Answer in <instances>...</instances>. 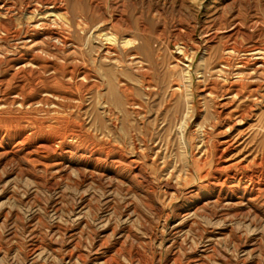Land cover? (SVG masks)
<instances>
[{
	"label": "rangeland",
	"instance_id": "rangeland-1",
	"mask_svg": "<svg viewBox=\"0 0 264 264\" xmlns=\"http://www.w3.org/2000/svg\"><path fill=\"white\" fill-rule=\"evenodd\" d=\"M0 11V264H264V52L221 69L217 49L236 23L244 44H264V0H0ZM221 100L233 116L216 115Z\"/></svg>",
	"mask_w": 264,
	"mask_h": 264
},
{
	"label": "bare ground",
	"instance_id": "bare-ground-1",
	"mask_svg": "<svg viewBox=\"0 0 264 264\" xmlns=\"http://www.w3.org/2000/svg\"><path fill=\"white\" fill-rule=\"evenodd\" d=\"M6 3V2H5ZM50 3V2H49ZM49 3H47L48 5H49ZM12 4V3H11ZM46 4V3H45ZM55 4V3H54ZM14 5V4H13ZM43 7V6H42ZM4 8V7H3ZM13 8V7H12ZM11 8V9H12ZM44 8V7H43ZM215 9H214V12H215V14L217 13V11H220V10H222V9H220V10H217V7H214ZM222 8V7H221ZM15 9V8H14ZM61 9V8H60ZM3 10V9H2ZM52 10V9H51ZM36 11V10H35ZM0 12H2V11H0ZM7 12V11H6ZM39 12V11H38ZM209 12V11H208ZM9 13V12H8ZM206 15V14H205ZM46 17V16H45ZM216 18H218V17H222V14L221 13H219L218 15L216 14V16H215ZM214 18V17H213ZM231 20V19H230ZM238 20V19H237ZM218 22V21H217ZM233 22V21H232ZM232 22H230V23H232ZM236 22V21H235ZM239 23H241V22H239ZM6 24V23H5ZM221 22H219V25L217 26V27H221ZM222 27H225V25H223ZM244 27V26H243ZM16 30V29H15ZM14 30V31H15ZM224 31H226L225 32V37H226V40H224V42H222V44L217 48V49H219V50H221V52L225 55V57L223 58V59H221L220 60V62H219V64H220V66H221V69H223L224 67H230L231 65H232V60H231V58H230V56L231 55H233V54H236V53H240V52H243V53H245V54H257V53H263L264 52V44H261L258 40H252V41H250V42H248V43H246V44H244L242 41H241V39H239V35L241 36V37H244L245 36V34L244 33H242L241 31H240V26H239V24L238 23H236V24H234V26L233 27H231V28H229V30H224ZM59 33V32H58ZM210 32L208 31V34H209ZM62 34V33H61ZM207 34V33H206ZM205 34V35H206ZM111 35V34H110ZM214 35H215V33H214ZM210 36V35H209ZM213 36V35H212ZM28 37V36H27ZM56 37H57V35H56ZM216 37V36H215ZM254 37V36H253ZM32 38V37H31ZM51 38V37H50ZM20 39V38H19ZM28 39V38H27ZM108 39V38H107ZM259 39V38H258ZM11 41V40H10ZM19 41V40H18ZM17 41V42H18ZM27 41V40H26ZM131 41V40H130ZM208 41V40H207ZM6 42V41H5ZM47 42V41H46ZM19 43V42H18ZM17 43V44H18ZM22 43V42H21ZM28 43V42H27ZM106 44V43H105ZM207 44V43H206ZM68 45V44H67ZM18 46V45H17ZM54 46H55V44H54ZM210 46V45H209ZM8 47V46H7ZM35 47V46H34ZM207 47V46H206ZM23 48V47H22ZM25 48H26V46H25ZM24 48V49H25ZM43 48V47H42ZM61 48V47H60ZM6 49V48H5ZM38 49V48H37ZM103 49V48H102ZM109 49H111V48H109ZM180 49L182 50V54H184V52L186 51V47L183 45V46H181L180 47ZM17 50V49H16ZM20 50V49H19ZM106 50H108V49H105V52H106ZM112 51H114L113 49H111ZM24 51H26V50H24ZM23 51V52H24ZM47 51V50H46ZM49 51V50H48ZM28 52H30V51H28ZM115 52V51H114ZM21 53V52H20ZM32 53V52H31ZM134 53V52H133ZM132 54V53H131ZM138 54V53H137ZM178 54V53H177ZM32 55H33V53H32ZM36 55V54H35ZM62 55V54H61ZM102 55V54H101ZM129 55V54H128ZM134 55H135V53H134ZM186 55V54H185ZM258 55V54H257ZM261 55H264V54H261ZM19 56V55H18ZM64 56V55H63ZM254 56V55H253ZM259 56V55H258ZM20 57V56H19ZM22 57H23V55H22ZM25 57V56H24ZM76 57V56H75ZM133 57V56H132ZM136 57V56H135ZM177 57V56H176ZM14 58V57H13ZM30 58V57H29ZM33 58H34V55H33ZM129 58V57H128ZM138 58V57H137ZM141 58V57H140ZM264 58V57H263ZM263 58H261V59H263ZM25 59V58H24ZM26 59H28L27 57H26ZM65 59V58H64ZM186 59V58H185ZM188 59H191V57L189 56L188 57ZM53 60V59H52ZM178 60H180V57H178ZM9 61V60H8ZM29 61H31L30 59H29ZM45 61V60H44ZM186 61V60H185ZM10 62V61H9ZM14 62V61H13ZM35 62H36V60H35ZM54 62V61H53ZM140 62V61H139ZM187 62V61H186ZM11 63V62H10ZM34 63V62H33ZM52 63V62H51ZM57 63V62H56ZM141 63V62H140ZM203 63V62H202ZM245 63V62H244ZM262 64V63H261ZM14 65V64H13ZM16 65V64H15ZM38 65V64H37ZM48 65V64H47ZM53 65V64H52ZM59 65V64H58ZM142 65V64H141ZM235 65V64H234ZM256 65V64H255ZM259 65V64H258ZM43 66H46V65H43ZM60 66V65H59ZM58 66V67H59ZM64 66V65H63ZM72 66V65H71ZM79 66V65H78ZM223 66V67H222ZM260 66V65H259ZM50 67H51V65H50ZM74 67V66H73ZM141 67H143V66H141ZM185 67V66H184ZM187 67L189 68L190 67V63H187ZM247 67H249V66H247ZM11 68V67H10ZM40 68V67H39ZM42 68V67H41ZM51 68H53V66L51 67ZM61 68V67H60ZM76 68H78V67H76ZM252 68V67H251ZM263 68V67H262ZM54 69V68H53ZM63 69H66L65 67L63 68ZM74 70H76L75 68H73ZM231 69V68H230ZM84 70H86V69H84ZM236 70V69H235ZM263 70V69H262ZM7 71V70H6ZM54 71H56V69L54 70ZM66 71V70H65ZM79 71V70H78ZM81 71V70H80ZM44 72V71H43ZM46 72V71H45ZM67 72V71H66ZM185 72H187V71H185ZM188 72H189V70H188ZM239 72H240V70H239ZM59 73V72H58ZM77 73V72H76ZM83 73V72H82ZM249 73H250V71H249ZM67 74H69V73H67ZM91 74V73H90ZM235 74V73H234ZM239 74V73H238ZM242 74V73H241ZM251 74V73H250ZM27 75V74H26ZM75 75V74H74ZM193 75V74H192ZM63 76V75H62ZM258 77V76H257ZM256 77V78H257ZM239 78V77H238ZM254 78V77H253ZM34 80H35V78H34ZM21 81H22V79H21ZM145 82V81H144ZM190 83V82H189ZM188 84V83H187ZM208 84H210V83H208ZM230 84V83H229ZM47 86H50L49 84H46ZM177 85V84H176ZM228 85V84H227ZM19 85H17V87H18ZM55 86V85H54ZM189 86V85H188ZM207 86V85H206ZM231 86L232 85H230L229 86V88H227L228 89V91L229 92H232V91H235V94H240V92H241V89H230L231 88ZM245 86V85H244ZM250 86V85H249ZM44 87H46V86H44ZM190 87H191V85H190ZM241 87H243V85L241 86ZM248 87V86H247ZM251 87V86H250ZM187 88V87H186ZM19 89V88H18ZM54 89H55V87H54ZM60 89V88H59ZM192 89V88H191ZM226 89V88H225ZM15 90V89H14ZM43 90H44V88H43ZM43 90H40V91H43ZM61 90V89H60ZM59 90V91H60ZM63 90V89H62ZM61 90V91H62ZM188 90V89H187ZM205 90H208V92H210V93H213L214 92V90H213V87L211 86V87H208L207 89H205ZM223 90H224V88H223ZM248 90H250V89H248ZM248 90H246L247 92H248ZM256 90V89H255ZM8 90H6V92H7ZM33 91V90H32ZM50 91H53L54 92V90H50ZM56 91V90H55ZM61 91H60V93H61ZM225 91V90H224ZM245 91V92H246ZM4 92V91H3ZM11 92V91H10ZM9 92V93H10ZM34 92H36V91H34ZM48 92V91H47ZM63 92V91H62ZM202 92V91H201ZM226 92V91H225ZM13 93H14V91H13ZM63 93H65V92H63ZM188 93H189V91H188ZM207 93V92H206ZM258 93V92H257ZM29 94V93H28ZM190 94V93H189ZM227 94V93H226ZM243 94V93H242ZM256 94V93H255ZM3 95H5V94H3ZM2 95V96H3ZM31 95V94H30ZM40 94H38V96H39ZM21 96V95H20ZM19 96V97H20ZM222 96H224L223 94H222ZM239 96V95H238ZM247 96V95H246ZM6 97H7V95H6ZM26 97V96H25ZM31 97H33V96H31ZM35 97H36V95H35ZM7 98H9V97H7ZM54 98V97H53ZM134 98V97H133ZM219 98V97H218ZM2 99V98H1ZM18 99V98H17ZM54 100H56L55 98H54ZM53 100V101H54ZM189 100V99H188ZM219 100V99H218ZM224 100V99H223ZM231 100V99H230ZM57 101V100H56ZM139 101V100H138ZM222 101V100H221ZM217 101V104H218V106H219V108L216 110V115H232L233 116V114L235 113L234 112V110H225V107H227V102L226 101ZM235 101V100H234ZM1 102V101H0ZM4 102H5V99H4ZM189 102V101H188ZM15 103V102H14ZM35 103V102H34ZM233 103V102H232ZM25 104V103H24ZM46 104V103H45ZM55 104V103H54ZM134 104V103H133ZM138 104V103H137ZM231 104V103H230ZM233 105V104H232ZM133 108H135V107H133ZM227 109V108H226ZM238 111V110H237ZM238 115H243L242 113L241 114H238ZM245 115V114H244ZM41 116V115H40ZM52 118H54V117H52ZM15 119V118H14ZM20 119V118H19ZM69 119V118H68ZM224 119V118H223ZM243 119V117L242 116H240L238 119H237V122L238 121H241ZM57 120V119H56ZM59 120V119H58ZM57 120V121H58ZM225 120V119H224ZM6 121V120H5ZM36 121V120H35ZM35 121L33 122V123H35ZM51 121V120H50ZM50 121H48V123L50 122ZM53 121H55V120H53ZM63 121V120H62ZM66 122H67V120H65ZM64 121V122H65ZM40 122V121H39ZM38 122V123H39ZM47 122V121H46ZM59 122H61V120L59 121ZM73 122V121H72ZM214 122V121H213ZM32 123V122H31ZM47 123V124H48ZM52 123V122H51ZM57 123V122H56ZM63 123V122H62ZM68 123H69V121H68ZM222 124H223V122H221ZM18 124V123H17ZM39 124H41V123H39ZM44 124V123H43ZM67 124V123H66ZM65 124V125H66ZM31 125V124H30ZM34 125V124H33ZM36 125V124H35ZM53 125V123L51 124V126ZM55 125V124H54ZM76 125V124H75ZM236 125V119L234 120V122L233 123H230V124H227V126L225 127V129H224V131L223 132H225L226 130H232L233 128H234V126ZM29 126V125H28ZM47 126V125H46ZM45 126V127H46ZM50 126V125H49ZM61 126H64V125H61ZM70 126H71V124H70ZM213 126H217V123L216 124H213ZM16 127V126H15ZM22 127H23V125H22ZM25 127V126H24ZM58 127V126H57ZM195 127V126H194ZM17 128V127H16ZM26 128H27V126H26ZM36 128V127H35ZM52 128V127H51ZM55 128V127H54ZM53 128V129H54ZM71 128H72V126H71ZM78 128V127H77ZM218 128V127H217ZM221 128V127H220ZM63 129H65V128H63ZM62 129V130H63ZM32 130H33V128H32ZM51 130V129H50ZM57 130H58V128H57ZM77 130H79V129H77ZM216 130V129H215ZM41 131V130H40ZM45 131V130H44ZM47 131V130H46ZM52 131V130H51ZM50 131V132H51ZM55 130H53V132H54ZM61 131V130H60ZM81 131V130H80ZM33 132V131H32ZM35 132V131H34ZM72 132V131H71ZM87 132V131H86ZM86 132L84 133V134H86ZM16 133H17V131H16ZM23 133V132H22ZM25 133V132H24ZM39 133H42V132H39ZM57 133V132H56ZM73 133V132H72ZM82 133V132H81ZM80 133V134H81ZM71 134V133H70ZM69 134V135H70ZM77 134V133H76ZM57 135H60V134H58L57 133ZM62 135V134H61ZM72 135V134H71ZM70 135V136H71ZM78 135V134H77ZM244 135V134H243ZM54 136V135H53ZM74 136V135H73ZM76 136V135H75ZM88 136V135H87ZM29 137V136H28ZM27 137V138H28ZM45 137V136H44ZM56 137V136H55ZM59 137V136H58ZM80 137V136H79ZM83 137V136H82ZM90 137H92V136H90ZM21 138V137H20ZM33 138V137H32ZM31 138V139H32ZM64 138V137H63ZM68 138V137H67ZM81 138V137H80ZM18 139V138H17ZM22 139V138H21ZM26 139V138H25ZM76 139V138H75ZM93 139V138H92ZM1 140V139H0ZM52 140V139H51ZM55 140V139H54ZM53 140V141H54ZM62 140H64V139H62ZM77 140V139H76ZM80 140V139H79ZM90 140V139H89ZM134 140V139H133ZM16 141V140H15ZM29 141V140H28ZM59 141V140H58ZM83 141V140H82ZM85 141H87V140H85ZM94 141V140H93ZM95 141H97V140H95ZM135 141V140H134ZM21 142V141H20ZM73 142H74V140H73ZM233 142H235L234 141V139L229 135V134H227L226 136H224L222 139L220 138V140L218 141V144H219V156L221 157L222 155H224L225 154V152H227V150L229 149V148H231V146L232 145H234L233 144ZM34 143V142H33ZM55 143H56V141H55ZM61 143H62V141H61ZM69 143H71V141H70V139H69ZM75 143V142H74ZM77 143V142H76ZM84 143V142H83ZM100 143V142H99ZM21 144V143H20ZM36 144V143H35ZM57 144V143H56ZM68 144V143H67ZM80 144V143H79ZM97 144V143H96ZM103 144V143H102ZM11 145H13V144H11ZM54 145V144H53ZM78 145V144H77ZM93 145V144H92ZM99 145V144H98ZM19 146V145H18ZM36 146V145H35ZM71 146V145H70ZM76 146V145H75ZM75 146H73V147H75ZM80 146V145H79ZM87 146V145H86ZM100 146V145H99ZM118 146V145H117ZM135 146V145H134ZM15 147V146H14ZM23 147V146H22ZM31 147V146H30ZM58 147V146H57ZM77 147V146H76ZM94 147V146H93ZM98 147V146H97ZM107 147V146H106ZM112 147V146H111ZM135 147H137V146H135ZM6 147L3 145V143H0V150H2V149H5ZM27 148V147H26ZM25 148V149H26ZM55 148V147H54ZM86 148V147H85ZM88 148V147H87ZM103 148V147H102ZM138 148V147H137ZM12 149V148H11ZM74 149V148H73ZM95 149V148H94ZM106 149H108V148H105V150ZM136 149V148H135ZM140 149V148H139ZM216 149V148H215ZM42 150V149H41ZM45 150V149H44ZM59 150V149H58ZM102 150V149H101ZM100 150V151H101ZM104 150V149H103ZM104 150V151H105ZM194 150V149H193ZM217 150V149H216ZM69 151H70V149H69ZM71 151H72V149H71ZM70 151V152H71ZM90 151V150H89ZM114 151V150H113ZM120 151V150H119ZM138 151V150H137ZM23 152H25V151H23ZM51 152H53V151H51ZM75 152V151H74ZM121 152V151H120ZM22 153V152H21ZM29 153V152H28ZM36 153H37V151H36ZM47 153H49L48 152V150H47ZM79 153H81V152H79ZM84 153H85V151H84ZM92 153V152H91ZM104 153V152H103ZM107 153H109V152H107ZM110 153H111V151H110ZM123 153V152H122ZM217 153V152H216ZM22 154H24V153H22ZM51 154V153H50ZM63 154V153H62ZM83 153H81V155H82ZM99 154V153H98ZM37 155H39V154H37ZM74 155V154H73ZM94 155V154H93ZM119 155V154H118ZM121 155V154H120ZM119 155V157H121ZM126 155V154H125ZM146 155V154H145ZM3 156H5V159L6 160H8V161H11V160H13V159H17V158H20V157H22L21 156V154L19 153V150H10V151H8V152H6L5 153V155H3ZM36 156V155H35ZM41 156V155H40ZM45 156V155H44ZM47 156V155H46ZM79 156V155H78ZM86 156V155H85ZM92 156V155H91ZM147 156V155H146ZM43 157V156H42ZM71 157V156H70ZM97 157V156H96ZM133 157V156H132ZM156 157H158V156H156ZM38 158V157H37ZM66 158V157H65ZM73 158V157H72ZM89 158V157H88ZM98 158V157H97ZM101 158V157H100ZM131 158V157H130ZM151 158V157H150ZM3 159H4V157H3ZM78 159V158H77ZM109 159V158H108ZM124 159H125V156H124ZM22 161H24L23 159H21ZM28 160V159H27ZM54 160H56V159H54ZM145 160V159H144ZM26 161V160H25ZM87 161V160H86ZM96 161V160H95ZM130 160H128L127 162H129ZM62 162V161H61ZM80 162V161H79ZM78 162V163H79ZM97 162V161H96ZM113 162V161H112ZM144 162V161H143ZM3 163V162H2ZM24 163V162H23ZM32 163V162H31ZM60 163V162H59ZM65 163V162H64ZM63 163V164H64ZM70 163V162H69ZM103 163V162H102ZM110 163V162H109ZM119 163V162H118ZM37 164V163H36ZM58 164V163H57ZM62 164V165H63ZM86 164V163H85ZM114 164V163H113ZM122 164V163H121ZM230 164V163H229ZM34 164H32V166H33ZM51 165V164H50ZM61 165V164H60ZM93 165V164H92ZM116 165V164H115ZM133 165V164H132ZM220 165V164H219ZM239 165V164H238ZM37 166V165H36ZM80 166V165H79ZM100 166V165H99ZM105 166V165H104ZM113 166V165H112ZM111 166V167H112ZM125 166V165H124ZM231 166H233V163H232V165ZM241 166V165H240ZM50 167L52 168V165L51 166H49V169H50ZM98 167V166H97ZM138 167H139V165H138ZM217 167V166H216ZM215 167V168H216ZM219 167V166H218ZM236 167V166H235ZM125 168V167H124ZM140 168V167H139ZM220 168H225L226 169V167L225 166H221ZM228 168V167H227ZM242 168V167H241ZM59 169V168H58ZM129 169V168H128ZM132 169V168H131ZM136 169V168H135ZM141 169V168H140ZM217 169V168H216ZM46 170V169H45ZM48 170V169H47ZM120 170V169H119ZM237 170V169H236ZM141 171V170H140ZM218 171H220V169L218 170ZM239 171V170H238ZM261 171V170H260ZM80 172V175L81 176H83V177H85L86 175H87V173L85 172V171H83V170H80L79 171ZM223 172V171H222ZM244 172V171H243ZM108 173V172H107ZM111 173V172H110ZM232 173V172H231ZM91 174V173H90ZM92 174H93V172H92ZM95 174V173H94ZM136 174V173H135ZM138 174V173H137ZM136 174V175H137ZM140 174V173H139ZM138 174V175H139ZM145 174V173H144ZM213 174V173H212ZM252 174H254L253 172H252ZM262 174V173H261ZM104 175V174H103ZM206 174H204L203 176H205ZM213 175H215V174H213ZM231 175V174H230ZM233 175V174H232ZM246 175V174H245ZM251 175V174H250ZM94 176V175H93ZM142 176V175H141ZM148 176V175H147ZM147 176H142V181H144L145 183H148L150 186H152V183H151V179H149ZM179 176V175H178ZM261 176V175H260ZM263 176V175H262ZM140 177V176H139ZM235 177V176H234ZM247 177V176H246ZM101 178V177H100ZM130 178V177H129ZM136 178V177H135ZM248 178H250V177H248ZM261 178V177H260ZM85 179V178H84ZM97 179V178H96ZM99 179V178H98ZM102 179V178H101ZM105 179V178H104ZM138 179V178H137ZM221 179V178H220ZM227 179V178H226ZM240 179V178H239ZM252 179V178H251ZM21 180V179H20ZM169 180V179H168ZM168 180H166V181H168ZM225 180V179H224ZM261 180V179H260ZM98 181V180H97ZM135 181V180H134ZM139 181V180H138ZM165 181V182H166ZM216 181V180H215ZM239 181V180H238ZM248 181L250 182V180L248 179ZM247 181V182H248ZM141 181H139V183H140ZM163 182V181H162ZM132 183V182H131ZM170 183V182H169ZM229 183V182H228ZM256 183V182H255ZM259 183V182H258ZM141 184V183H140ZM227 184V183H226ZM225 184V185H226ZM239 184V183H238ZM165 185V184H164ZM229 185V184H228ZM262 185L264 186V180H263V183H262ZM261 185V186H262ZM61 186V185H60ZM139 186V185H138ZM146 186V185H145ZM161 186H162V184H161ZM161 186H159V187H161ZM169 186H170V184H169ZM252 186V185H251ZM73 187V186H72ZM155 187V186H154ZM164 187V186H163ZM208 187V186H207ZM216 187V186H215ZM231 187V186H230ZM148 188V187H147ZM146 188V189H147ZM172 188H174L173 187V185H172ZM184 188V187H183ZM202 188V187H201ZM217 188H218V186H217ZM155 189V188H154ZM178 189H179V187H178ZM222 186H220L219 187V190L220 191H222ZM170 190V189H169ZM169 190H167V191H169ZM174 190V189H173ZM172 190V191H173ZM187 190V189H186ZM194 190V187L192 186L191 188H189V191H193ZM219 190H217L216 192H218ZM258 190V189H257ZM147 191V190H146ZM166 191V190H165ZM175 191H176V189H175ZM180 191V190H179ZM183 191V190H182ZM225 191V190H224ZM234 191H238V188L237 189H234ZM253 191V190H252ZM148 192V191H147ZM187 192V191H186ZM197 192V191H196ZM156 193V192H155ZM185 193V192H184ZM200 193V192H199ZM258 193V192H257ZM157 194V193H156ZM186 194V193H185ZM181 195V194H180ZM239 195V194H238ZM249 195H251V194H249ZM256 195V194H255ZM150 196V195H149ZM154 196V195H153ZM189 196V195H188ZM191 196V195H190ZM197 196V195H196ZM233 196H234V194H233ZM254 196V195H253ZM157 197V196H156ZM155 197V198H156ZM172 197V196H171ZM218 197V196H217ZM221 197H222V195H221ZM249 196H247V198H248ZM255 197H257V196H255ZM251 198V197H250ZM157 199V198H156ZM155 199V200H156ZM201 199H203V198H201ZM221 199V198H220ZM227 198H225V200H226ZM239 199V198H238ZM246 199V198H245ZM252 199V198H251ZM253 199H254V197H253ZM152 201H153V199H151ZM210 200V199H209ZM229 200H231V199H229ZM224 201V200H223ZM253 202H255L254 200H252ZM155 202V201H154ZM159 203H161V202H159ZM249 203V202H248ZM255 203H257V202H255ZM255 203H254V205H255ZM190 204V203H189ZM197 204V203H196ZM195 204V205H196ZM239 204V203H238ZM247 204V203H246ZM264 204V203H263ZM156 205V204H155ZM194 204H193V207L195 206ZM240 205V204H239ZM238 205V206H239ZM242 205V204H241ZM159 206H161V205H159ZM158 206V207H159ZM233 207V206H232ZM232 207H231V209H232ZM240 207V206H239ZM157 208V207H156ZM163 208V207H162ZM188 208V207H187ZM191 208V207H190ZM225 208V207H224ZM227 208V207H226ZM230 208V207H229ZM238 208V207H237ZM168 209V208H167ZM184 209V208H183ZM159 210V209H158ZM242 210H243V208H242ZM183 211V210H182ZM189 211V210H188ZM159 212H161V211H159ZM179 212V211H178ZM186 213V212H185ZM198 215V214H197ZM184 216V215H183ZM184 218V217H183ZM185 220V219H184ZM187 220V219H186ZM181 221V220H180ZM179 220H178V222H180ZM176 222V221H175ZM174 222V223H175ZM177 222V223H178ZM187 223V222H186ZM175 226V225H174ZM186 226V225H185ZM182 227V226H181ZM52 229V228H51ZM175 229V228H174ZM154 231V230H153ZM69 232V231H68ZM65 235V234H64ZM211 236V235H210ZM150 237V236H149ZM209 240H210V238H209ZM114 242V241H113ZM51 246V245H50ZM49 247V246H48ZM38 249V248H37ZM76 250V249H75ZM83 250V249H82ZM28 252V251H27ZM35 252V251H34ZM102 252V251H101ZM156 252V251H155ZM72 253V252H71ZM71 253L69 254V257L71 256L72 257V255H71ZM73 254V253H72ZM105 254V253H104ZM60 255V254H59ZM97 255V254H96ZM95 255V256H96ZM101 255V254H100ZM113 255V254H112ZM45 256V255H44ZM75 256V255H74ZM61 257V256H60ZM62 257H64V256H62ZM67 257V256H66ZM114 257V256H113ZM115 257H117V256H115ZM150 257H152V256H150ZM99 258V257H98ZM197 258H199V257H197ZM201 258V257H200ZM61 259V258H60ZM75 259H76V257H75ZM78 259V258H77ZM107 260H108V257H107ZM118 260V259H117ZM150 260V259H149ZM205 260V259H204ZM95 261H97V260H95ZM112 261V260H111ZM114 261V260H113ZM191 261V260H190ZM107 262V261H106ZM92 263H93V260H92ZM110 263H112V262H110ZM109 263V264H110ZM115 263V262H114ZM154 263V262H153ZM157 263V262H156ZM158 263H159V261H158ZM162 263V262H161Z\"/></svg>",
	"mask_w": 264,
	"mask_h": 264
}]
</instances>
